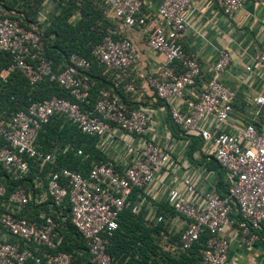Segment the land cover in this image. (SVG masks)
<instances>
[{"label":"built area","instance_id":"2783aa9c","mask_svg":"<svg viewBox=\"0 0 264 264\" xmlns=\"http://www.w3.org/2000/svg\"><path fill=\"white\" fill-rule=\"evenodd\" d=\"M102 1L119 21L141 26L149 36V46L165 55V63L144 76L145 85L164 104L155 108L140 103L135 108L116 92L104 90L90 107L88 72L92 61L73 53L68 65L56 72L53 61L45 56L40 25L26 27L14 16H0V51L12 55L10 66L1 74L3 80L13 71L21 72L32 84L50 77L71 95L34 100L9 119H0V164L13 179H21L29 170L28 157L53 162L52 153L36 147L35 137L43 124L62 114L83 133L96 136L107 158L95 162L88 176L66 166L57 167L49 173L46 191L38 201L50 199L55 211L66 202L70 204L71 222L86 239L93 262L114 264L108 246L121 212L129 209L136 214L148 207L146 218L180 233L172 249L185 253L209 232L201 264H231L232 240L241 258L257 251L259 262L264 264V246L259 247L264 242L260 233L264 230V129L248 122L233 131L223 130L233 116L237 95L222 80L230 52L219 51L209 76L203 73L199 58L186 53L181 37L189 24L192 0H164L152 29L148 16L140 14L142 0ZM250 1L264 5V0H219V6L232 17ZM92 55L121 79L139 60L135 43L127 37H114L112 29L93 48ZM253 68L264 72V50L247 66V70ZM141 91L134 80L125 84V93L132 101ZM254 102L264 105V95L255 96ZM194 134L202 138L205 150L209 149L227 172L231 186L226 196H220L212 184L201 185L202 175L209 173L206 166L196 167L198 173L180 175L182 165L195 169L188 156ZM5 192L0 179V196ZM32 198L25 188L9 196L19 209ZM162 202L173 212L159 213L157 204ZM0 226L4 229L0 264H72L73 254L58 249L62 237L52 214L41 212L32 219L4 211ZM8 234L24 246L8 241Z\"/></svg>","mask_w":264,"mask_h":264},{"label":"trees","instance_id":"16d2710c","mask_svg":"<svg viewBox=\"0 0 264 264\" xmlns=\"http://www.w3.org/2000/svg\"><path fill=\"white\" fill-rule=\"evenodd\" d=\"M46 1H51L53 8L43 21L40 15ZM106 9L108 8L102 0H0V16H14L26 27H30L32 23L40 25V33L45 43L44 53L53 61L54 71L64 69L73 53L92 61L88 72L91 82L90 107L99 100L104 90H112L128 105L137 108L140 102L132 101L131 96L125 93V84L129 82L127 78H118L117 72L108 70L92 55L93 48L103 41L111 28L115 29L111 19L105 17ZM11 62L12 55L0 51V119H9L13 113L26 109L34 100L55 95L71 98L69 90L50 77L32 84L21 72L13 71L6 81L3 80L1 74ZM158 100V104H164L163 100ZM191 137L193 141L188 156L196 160L194 154L202 150L203 141L197 134ZM98 142L96 136L83 133L64 115L57 114L42 125L35 137L36 147L44 153H52L53 162L28 157L29 170L21 179H13L0 164V179L6 187L5 194L0 196V214L8 211L18 217L32 219H37L41 212L52 214L59 222L58 230L62 237L58 249L73 254L72 264L96 263L92 261L86 239L71 222L70 204L66 202L62 209L55 211L50 199L43 202L38 200L46 191L49 173L57 167L66 166L88 176L95 162L106 159L107 156ZM2 143L0 141V145ZM207 167L215 170V187L220 196H226L231 186L227 172L212 155ZM18 188H25L33 195L29 203L20 209L9 200L11 193ZM157 206L159 213L173 212L167 202L158 203ZM148 211L144 207L136 214L129 209L121 212L119 226L110 237L108 246L114 264H201L209 232H204L193 248L185 253L177 248L172 249V244H178L180 233L171 232L164 223H155L146 218ZM3 231L0 226V236ZM260 233L264 238V230ZM7 238L10 242H18L24 246L23 242L9 234Z\"/></svg>","mask_w":264,"mask_h":264},{"label":"crops","instance_id":"0c3cea01","mask_svg":"<svg viewBox=\"0 0 264 264\" xmlns=\"http://www.w3.org/2000/svg\"><path fill=\"white\" fill-rule=\"evenodd\" d=\"M163 1L142 0L140 14L148 16L150 29L157 21L158 8ZM52 8L53 3L46 1L40 18L46 20ZM104 14L105 17L111 19L115 28H111L114 35L130 38L137 46L139 60L128 70L126 76L127 81L134 80L136 86L143 90L139 95L133 97L134 101L141 100L139 102L142 104L159 108L161 104H158L159 100L145 85L144 76L163 65L166 61L165 55L149 46V36L141 26L124 24L116 19L109 9H106ZM188 23L181 42L187 54L199 58L205 76L210 75L220 50L227 49L231 54L230 64L223 74L222 80L234 89L237 95L235 111L232 118L223 126V130L233 131L248 122H255L258 128L264 129V105L254 102L255 96L264 95V72L256 68L247 70V66L253 64L258 54L264 50V5L262 2H247L232 17H227L219 6V0H192L188 8ZM257 109H260L259 115H257ZM162 118L170 123L166 116L162 115ZM189 150L190 148H188V152ZM210 157L209 149L205 150L202 147L201 151L198 150L194 154L196 160L190 158L195 164V169L182 165L180 175H184L185 172L186 174L194 171L198 173L196 167H207ZM207 169L209 173L204 172L201 185L204 187L211 184L215 186L216 172L208 167ZM147 208L145 207V209ZM259 245L262 248L264 242ZM237 247L235 240H232L231 264H261L257 251L249 252L247 256L241 258Z\"/></svg>","mask_w":264,"mask_h":264}]
</instances>
